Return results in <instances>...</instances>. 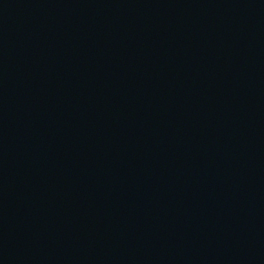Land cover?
I'll use <instances>...</instances> for the list:
<instances>
[{
    "label": "water",
    "instance_id": "water-1",
    "mask_svg": "<svg viewBox=\"0 0 264 264\" xmlns=\"http://www.w3.org/2000/svg\"><path fill=\"white\" fill-rule=\"evenodd\" d=\"M0 264H264V0H0Z\"/></svg>",
    "mask_w": 264,
    "mask_h": 264
}]
</instances>
